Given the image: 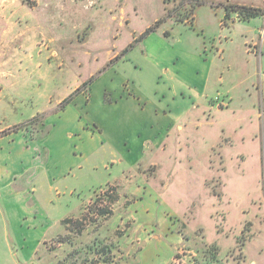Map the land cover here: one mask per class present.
<instances>
[{
	"label": "rangeland",
	"instance_id": "obj_1",
	"mask_svg": "<svg viewBox=\"0 0 264 264\" xmlns=\"http://www.w3.org/2000/svg\"><path fill=\"white\" fill-rule=\"evenodd\" d=\"M200 1L0 0V264H264V21Z\"/></svg>",
	"mask_w": 264,
	"mask_h": 264
},
{
	"label": "crops",
	"instance_id": "obj_2",
	"mask_svg": "<svg viewBox=\"0 0 264 264\" xmlns=\"http://www.w3.org/2000/svg\"><path fill=\"white\" fill-rule=\"evenodd\" d=\"M202 5H203V3L200 1V5L197 6V7H195V8H198V7L202 6ZM226 6H229V7H244V8H249V9H259V10H262L263 11L264 10V0H237L236 2L221 3L218 7H215V9H213V10L215 12L216 17H217V15L219 16L217 18L218 21H219L218 27L220 28V31L221 32H224V29L225 30L227 29L228 31H230L235 25H237L239 23H247V24H249V23L254 22V21H259V19H263V21H264V15H263L264 13L262 15H260V16L254 17V18L242 19L238 15V13L232 11L231 9H227ZM195 10L196 9H194V12H195ZM189 20L190 21H193L194 20V14L192 15L191 19H189ZM189 20L184 21V22H188ZM260 33L262 34V37H264V28H262L260 30ZM149 36L150 35H148V37ZM164 37H166V36H164ZM145 40H146V38H144L140 42V44L144 43ZM244 40H245L244 41V45H246L247 44L246 37H245ZM224 41H225L224 44H226V48H227V44L228 45H230V44L232 45L234 43V41L232 40V38L230 39L229 37H224ZM251 46L257 51L255 53H259V50L257 49L258 45L256 44V42H253ZM212 49L216 50L218 53L221 52V54H224V51H225L224 47H223L222 51L221 50L219 51V49L216 47V45H213ZM176 60H178V59H176ZM183 62H187L189 64L187 66V68L191 72V68H193L194 70H196L195 65H197V63L206 62V60H202L201 57H195V56L190 57V56H188L187 60H183ZM203 68L205 69L204 70V73L200 76L201 81L203 79V85L201 86L202 87L201 90H197V89L191 90L193 92V95H194V97H195V99L197 101L203 100L204 98L207 97V95H206V93H207L206 92V89L208 87V76H209V73H210L211 65L209 67L204 66ZM104 92H106V90H104ZM80 95L83 96L87 102L90 101L89 99L88 100L86 99L84 93H81ZM110 98H111L110 99V102H108V103H112L114 101H115L114 103H116V101H118V100H114L115 98L114 99L112 97H110ZM118 98H120L121 100L124 99L126 101H129L130 100L131 103H135L137 105V108H138V110H139V112L141 114H146V113H144V112H147L146 110H144L145 108L142 109V106L141 107L139 106V99L137 97L131 96V93L130 94H126L124 97H118ZM211 98L212 97H210V100L209 101L212 100ZM103 102H105V100ZM105 103H107V102H105ZM217 111H218V109H217ZM151 112H152V114L154 116H157L158 115L156 110L155 111L154 110H151ZM179 127L180 126H178V128ZM87 134H88V136H90L89 135V132H87ZM0 142H2V140H0ZM61 221H59V223ZM57 225L58 224H55V225L50 226L48 223H46L45 227L48 226L49 228H53V227H55ZM47 233H48L47 230L45 231V233H43L45 235V237L47 236L46 235Z\"/></svg>",
	"mask_w": 264,
	"mask_h": 264
},
{
	"label": "trees",
	"instance_id": "obj_3",
	"mask_svg": "<svg viewBox=\"0 0 264 264\" xmlns=\"http://www.w3.org/2000/svg\"><path fill=\"white\" fill-rule=\"evenodd\" d=\"M191 5V8L189 9V16L184 18V20L180 19L178 21L180 22H184V21H187L189 19H191L192 15H193V12H194V9L195 7L199 6L200 5V1L199 0H192V3L190 4ZM227 9H231L232 11L238 13V15L242 18V19H250V18H254V17H257V16H260L264 13V11L262 10H259V9H249V8H244V7H229V6H226ZM264 15V14H263ZM165 21V18L164 19H161V20H158L156 22V24L153 26V27H150L148 29H146L145 32H143L138 38L135 39V42L136 43H133V44H137V43H140L144 38H146L150 33H153L156 31L155 27L157 28V26L164 22ZM164 36L168 37L169 34L168 33H165ZM133 44L130 45V47L133 46ZM128 51L125 50L123 53H126ZM122 55V54H121ZM94 77H91L85 84H83V88L86 90V89H89V86L92 84V82L94 81ZM77 93V91H76ZM72 100V97L70 99H66L64 100L60 106H61V109H63L67 104H69V102ZM104 211H99V215H104L103 214ZM86 217V216H84ZM85 219V218H84ZM70 219H64L62 221V225L66 226L70 223Z\"/></svg>",
	"mask_w": 264,
	"mask_h": 264
},
{
	"label": "built area",
	"instance_id": "obj_4",
	"mask_svg": "<svg viewBox=\"0 0 264 264\" xmlns=\"http://www.w3.org/2000/svg\"><path fill=\"white\" fill-rule=\"evenodd\" d=\"M226 106H227V102L225 101V98L216 97L215 99H213L212 107L217 108L218 110H220V109H222L223 107H226Z\"/></svg>",
	"mask_w": 264,
	"mask_h": 264
}]
</instances>
